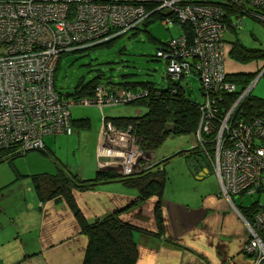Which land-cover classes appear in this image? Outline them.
<instances>
[{
    "label": "built area",
    "instance_id": "obj_1",
    "mask_svg": "<svg viewBox=\"0 0 264 264\" xmlns=\"http://www.w3.org/2000/svg\"><path fill=\"white\" fill-rule=\"evenodd\" d=\"M229 1L240 11V18L230 22V8L217 0H0V151L17 148L24 154L42 148L47 134L70 133L69 107L76 102L105 107L145 98L146 89L114 94L99 84L93 97L71 100L54 89V70L62 52L106 42L150 15L166 11L172 17L165 16V25L187 24L190 32L171 38L156 56L164 59L171 80L193 76L200 82L196 146L212 166L220 195L233 206L234 195L264 193V115L247 123L240 116L264 65L260 64L254 79L233 101L227 104L225 100L237 91L225 70L230 50L226 33L229 28H241L246 14L264 24V12L251 11L264 0ZM145 2L155 6L147 10ZM131 130V126L119 130L104 120L98 139L99 166L118 168L125 176L136 172L125 144L128 136L140 150ZM113 132L124 138L122 146L111 140ZM100 139L108 145L103 147ZM111 151H120L117 161L121 162L112 160ZM252 214V222H246L249 237L241 251L253 258L252 264H264V204L258 201Z\"/></svg>",
    "mask_w": 264,
    "mask_h": 264
},
{
    "label": "crops",
    "instance_id": "obj_2",
    "mask_svg": "<svg viewBox=\"0 0 264 264\" xmlns=\"http://www.w3.org/2000/svg\"><path fill=\"white\" fill-rule=\"evenodd\" d=\"M253 10L255 9L251 11ZM230 21L233 20H228ZM229 49L231 50L230 44ZM227 60V66L234 70L226 71L228 74L248 73L247 65L236 63L230 57ZM182 79L187 85L185 77ZM100 80L108 83L102 78H99V82ZM125 80L127 79L113 80L116 82L115 85L104 84L107 92L121 94L125 90ZM73 90L62 95L71 100L94 96L93 94L91 97H76L73 95ZM200 93L202 96V90ZM131 103L134 105V102ZM76 105L85 104L76 102L71 107ZM71 107H69L71 131L66 133L68 137L65 136L60 140L70 144L69 142H75L77 137L76 142L81 143L83 139H88L87 133L91 128L93 129V121L90 116L73 115ZM119 112L109 117L102 115L98 136H92L89 140L90 157L84 162L90 164L85 163L86 170L83 165L78 164L82 159H77L74 167L64 165L66 163L60 155L55 154L52 144L48 143L46 146L44 142L43 147L37 150L55 156L53 158L58 169L53 173L24 170L17 159L21 155L0 162V264H82L87 237L81 232L75 217L76 213L83 214L88 222L104 218L109 214H118L123 222L139 228L141 231L134 233L138 249L135 264H252L253 258L241 251L249 237L247 224L234 210L231 202L220 195L219 186L209 176L208 166L201 163L195 151H192L193 148L188 149L192 157L186 160L188 162L186 170L195 179L204 183L200 181L197 186L188 187L189 184L193 185V178L181 166L178 168L181 175L178 184H185L187 189L175 187L170 180L169 185L164 184L160 201L155 195L142 199L137 189L126 183V180L130 179L128 175L125 176L118 168L99 166L98 139L104 120L113 122V118L117 119L118 124H123L125 117L128 116ZM143 113L136 111L134 116L129 117H137ZM113 125L125 130V127L114 122ZM94 144H96V152ZM144 156H147V162H152L151 152L142 148L139 161L136 162V173L149 167H144L145 158H142ZM59 167L65 168L64 171L67 173H72L78 181L92 180L97 176L98 170L103 169L108 170L105 172L109 176L114 174L116 177L95 183L92 189L82 190L73 187L71 194L74 202L71 208L60 197L42 199L35 191L32 177L44 173L56 174L61 170ZM160 169L162 170L161 167ZM163 170L165 173L164 166ZM158 201L161 205L162 233H158L154 217V209ZM235 207L240 214H246L241 207L237 205ZM246 218L250 220L249 217Z\"/></svg>",
    "mask_w": 264,
    "mask_h": 264
},
{
    "label": "rangeland",
    "instance_id": "obj_3",
    "mask_svg": "<svg viewBox=\"0 0 264 264\" xmlns=\"http://www.w3.org/2000/svg\"><path fill=\"white\" fill-rule=\"evenodd\" d=\"M180 32L181 28L178 24L173 23L165 25L162 20L155 19L153 22L141 25L137 29L130 32L128 31V33L120 35L107 43L77 51L62 53L54 74L55 86L64 94L67 91L72 92L75 84L78 82H86L92 77V75H99L100 78L108 82L106 83L100 80V83L107 85H110V83L115 85L116 82H113V80L118 81L125 78L128 80H134V82H146L156 88H167L168 80L165 73V63L164 61L157 59L155 57V53L161 43H166L171 37L180 35ZM231 33H226V39L230 41L232 39H237V41L241 45L247 47V49H264V25L251 16H245L242 19V27L237 30H231ZM227 62L228 60L225 61V70L227 72L234 71L232 68L227 66ZM246 65V70L248 72L253 70L251 73H254V71L260 67V65L258 67L253 65V62ZM254 77L255 74H253V79ZM186 81L188 82L187 85L184 84V80L179 83L182 91L184 92V96L194 102H199L202 99L200 93V82L192 76L186 78ZM250 95L264 100V75L257 79ZM70 110L73 112V115H86L92 118L93 129L91 128L90 131H88V139H83L81 143H77L76 137L75 142L71 141L69 142L70 144L66 142L63 143L60 138H64L65 136L68 137L69 135L61 133L55 135L51 134V137H43L42 141L46 146H48V143L49 145L52 144L55 154L60 155L63 158L62 160L66 163L64 165L74 167L77 163V159H82L81 163L78 164L83 165L85 170L87 169L85 167V163L90 164V162H84V160L90 157L89 150L91 149V144L89 140L92 136H98L102 115L109 117L120 111L129 117L134 116L136 111H140V113L145 112L144 107L139 108L129 103L108 106L104 109L97 106L76 105L71 107ZM111 140H114L115 144L118 146H122L124 142V138L122 136L114 135V132L111 134ZM100 143L103 147L108 145L104 144V140ZM125 144L128 153L130 152L132 156L131 164L133 162L134 166H136V162L139 161V151H141L144 145L143 143L137 144L140 149L138 151L135 141L133 138L128 136H125ZM196 144L197 140H194V137L191 134L180 136L169 135L162 142H160L158 147L151 149L150 152L153 155L151 160L153 163L158 162L163 159L162 157H171L179 151L191 149L193 145L196 147ZM94 147L96 152V144H94ZM26 152L28 153L26 154ZM26 152L17 158L18 163L24 170L29 169L26 171L33 172L49 171L47 173L57 171L58 167H56V161L53 158L55 157L54 155L51 156L46 153L44 154L37 149H31V151L28 150ZM28 154L29 156L27 157ZM110 154L114 162H121L117 161L121 156L120 151H111ZM81 155H83V158H81ZM196 155L203 159L201 161L204 165L208 166L210 170L209 176H211L212 181L219 186L217 177L212 170V166L208 158L201 153H197ZM142 158L148 160L147 156ZM100 161H102L101 157ZM126 162L127 160L125 159V163ZM187 164L188 162H186V159L181 155L174 156L169 159L164 165V168L166 169L165 183H168L169 185L171 180L173 181L172 183L175 187L187 189L185 184H178V181L181 178L178 168H181L182 166L184 170H186ZM96 165L97 164H95V166ZM131 166L133 167V164ZM59 169L65 170V168L62 167H59ZM187 174L193 178V185L189 184L188 187L197 186L200 181L204 183L202 180L195 179V177L192 176L191 173H188V171ZM232 201L234 202L233 208L235 211L238 210V208L235 207V205H237L243 209V213H246L238 215H240L245 223H251L253 219L252 213L254 210H251L250 207H254L258 201L264 204V193H257L253 195L241 193L232 196ZM249 211L251 212L250 214ZM246 216L249 217L250 220H248Z\"/></svg>",
    "mask_w": 264,
    "mask_h": 264
},
{
    "label": "trees",
    "instance_id": "obj_4",
    "mask_svg": "<svg viewBox=\"0 0 264 264\" xmlns=\"http://www.w3.org/2000/svg\"><path fill=\"white\" fill-rule=\"evenodd\" d=\"M100 2H108L110 0H98ZM227 1V2H226ZM217 0L216 3L223 4V8L227 9L232 17L227 19L230 20L233 17L240 18V11L237 8L230 5L229 0ZM144 8L150 10L155 6L153 3H142ZM260 8H254L255 12L259 13L260 11L264 12V3L259 6ZM165 16H170V13L166 11L156 12L144 21L140 25L134 27L130 31L137 29L141 25H145L149 22H153L155 19L164 20ZM245 16H249L246 14ZM244 16V17H245ZM251 16V15H250ZM243 17V18H244ZM252 18L259 21L258 18L251 16ZM242 18V19H243ZM260 22V21H259ZM262 23V22H260ZM177 24V23H175ZM263 24V23H262ZM179 25V24H178ZM179 25L181 28V33L190 32V27L187 24ZM264 25V24H263ZM238 29V28H237ZM235 29V30H237ZM129 31V32H130ZM128 33V32H127ZM180 33V34H181ZM123 35V34H121ZM117 35L110 40L95 44L89 45L82 48H77L74 50H69L65 52L77 51L85 48H89L96 45H101L107 43L116 37ZM179 36V35H178ZM177 37V36H176ZM174 38V37H171ZM170 38V39H171ZM169 39V40H170ZM169 40L166 43H161L160 47L157 50H162L167 45ZM228 44L231 45V50L229 57L233 59L236 63L246 65L253 62V65L258 67L261 63L264 65V49L250 48L241 45L237 39L226 40ZM62 52V53H65ZM61 53V54H62ZM60 54V55H61ZM155 57L159 60L164 61V59ZM60 58V56H59ZM59 58L54 70L57 69ZM165 63V61H164ZM253 71V70H252ZM252 71L248 73H234L229 74L228 81L234 83L237 87V91L230 94L228 97H225V100L228 104L234 100L236 95L251 82L253 79ZM165 73H166V64H165ZM264 75V73H263ZM256 76V74H255ZM167 77V75H166ZM193 77V76H192ZM99 76L93 75L86 82H79L76 84L73 90V95L78 96H88L91 97L94 94V89L96 85L102 84L99 82ZM183 77H181V80ZM188 78V77H186ZM185 78V79H186ZM195 78V77H193ZM54 79V76H53ZM197 79V78H195ZM168 85L167 88H156L146 82H134V80H125V90L132 92H140L143 89H146L148 95L145 98L134 101V105L137 107H144L145 112L137 117H125V122L123 124H118L117 119H113V122L116 125H120L127 129V126H131L132 130L135 131L140 143H143L145 150L151 151L159 146L167 136H180V135H192L195 138L196 130L199 122V102H194L184 96V92L180 87L179 83L181 80H171L167 77ZM54 89L62 95L53 81ZM173 91H171V87ZM201 88V85H200ZM171 89V90H170ZM201 90V89H200ZM159 91L158 93H156ZM132 104V103H129ZM264 115V100L255 98L254 96L249 95L242 105V113L240 116L244 119V122L247 123L250 119L254 117H259ZM131 130V131H132ZM194 147V145L192 146ZM192 151H195V154L202 153L201 149L196 146ZM182 152V153H181ZM22 155L21 152H18L17 148H10L0 151V162L12 159L16 156ZM183 156L186 160H190L192 154L190 151L182 150L177 152L175 155L163 158L158 162H154L152 165L144 169L140 173H133V176H128L130 179L126 180L127 184L134 186L140 197L146 199L150 196H158L160 201L161 193L165 184V173L163 170L164 164L174 156ZM162 168V170L160 169ZM106 170H100L97 173V176L92 180H83L78 181L72 173H67L64 170H60L56 174H40L34 175L32 177L35 191L40 196V198H52L60 197L62 198L71 208L73 207V197L71 194V189L73 187L77 189H92L96 184L101 181H107L109 179L115 178L116 176H109ZM105 172V173H104ZM135 174V176H134ZM138 175V176H136ZM157 202V205L154 209V217L158 229V233L163 232V222L161 216L160 202ZM251 210H254V207H250ZM244 212V211H243ZM77 222L81 228V232L87 237V245L85 249V254L83 257L82 264H135L138 255L137 244L134 239V233L139 228L123 222L118 214H109L104 218L97 219L93 222H88V220L83 216V214H75ZM141 231V230H140Z\"/></svg>",
    "mask_w": 264,
    "mask_h": 264
},
{
    "label": "flooded vegetation",
    "instance_id": "obj_5",
    "mask_svg": "<svg viewBox=\"0 0 264 264\" xmlns=\"http://www.w3.org/2000/svg\"><path fill=\"white\" fill-rule=\"evenodd\" d=\"M230 8V7H229ZM230 13V12H229ZM230 15H231V13H230ZM230 17V16H229ZM231 17H232V15H231ZM234 18H236V17H233V18H231L230 20H234ZM231 30H234V29H232V28H229L228 29V32L227 33H231L230 31ZM232 34V33H231ZM229 53H230V50H229ZM193 149L195 148V147H192ZM204 156V155H203ZM200 160H203L201 157H199V156H197ZM144 161H145V164H144V167H147V166H150V165H152L153 164V162H147V160L146 159H143ZM201 163H203V162H201Z\"/></svg>",
    "mask_w": 264,
    "mask_h": 264
},
{
    "label": "water",
    "instance_id": "obj_6",
    "mask_svg": "<svg viewBox=\"0 0 264 264\" xmlns=\"http://www.w3.org/2000/svg\"><path fill=\"white\" fill-rule=\"evenodd\" d=\"M32 149H41V148H32Z\"/></svg>",
    "mask_w": 264,
    "mask_h": 264
}]
</instances>
